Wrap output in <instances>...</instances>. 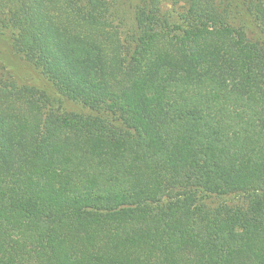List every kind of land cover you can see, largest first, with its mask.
I'll use <instances>...</instances> for the list:
<instances>
[{
  "label": "trees",
  "instance_id": "trees-1",
  "mask_svg": "<svg viewBox=\"0 0 264 264\" xmlns=\"http://www.w3.org/2000/svg\"><path fill=\"white\" fill-rule=\"evenodd\" d=\"M113 2L0 0V264H264V0Z\"/></svg>",
  "mask_w": 264,
  "mask_h": 264
},
{
  "label": "rangeland",
  "instance_id": "rangeland-1",
  "mask_svg": "<svg viewBox=\"0 0 264 264\" xmlns=\"http://www.w3.org/2000/svg\"><path fill=\"white\" fill-rule=\"evenodd\" d=\"M113 3L119 14V32L122 36L129 35L131 33L129 0H114ZM165 8L169 9L170 5L166 4ZM0 68L5 74L4 76L15 81L18 86H42L46 84V81L29 64L13 52L8 34L5 31H0Z\"/></svg>",
  "mask_w": 264,
  "mask_h": 264
}]
</instances>
